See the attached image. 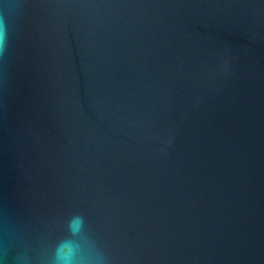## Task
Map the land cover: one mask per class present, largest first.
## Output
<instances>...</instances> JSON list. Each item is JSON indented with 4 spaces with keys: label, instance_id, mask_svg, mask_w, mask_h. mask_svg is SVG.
Returning <instances> with one entry per match:
<instances>
[{
    "label": "water",
    "instance_id": "obj_1",
    "mask_svg": "<svg viewBox=\"0 0 264 264\" xmlns=\"http://www.w3.org/2000/svg\"><path fill=\"white\" fill-rule=\"evenodd\" d=\"M0 264H264V0H0Z\"/></svg>",
    "mask_w": 264,
    "mask_h": 264
},
{
    "label": "clouds",
    "instance_id": "obj_2",
    "mask_svg": "<svg viewBox=\"0 0 264 264\" xmlns=\"http://www.w3.org/2000/svg\"><path fill=\"white\" fill-rule=\"evenodd\" d=\"M9 52L8 23L0 16V59L7 60ZM85 218L81 214L72 215L67 221V235L59 240L51 258V264H80L81 239L85 238Z\"/></svg>",
    "mask_w": 264,
    "mask_h": 264
}]
</instances>
